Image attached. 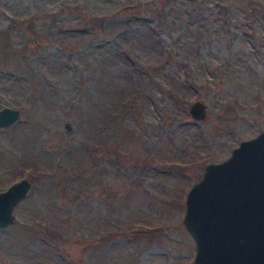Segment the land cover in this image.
<instances>
[{"label": "rangeland", "instance_id": "obj_1", "mask_svg": "<svg viewBox=\"0 0 264 264\" xmlns=\"http://www.w3.org/2000/svg\"><path fill=\"white\" fill-rule=\"evenodd\" d=\"M5 106L0 264H193L190 186L264 130V0H0Z\"/></svg>", "mask_w": 264, "mask_h": 264}, {"label": "water", "instance_id": "obj_2", "mask_svg": "<svg viewBox=\"0 0 264 264\" xmlns=\"http://www.w3.org/2000/svg\"><path fill=\"white\" fill-rule=\"evenodd\" d=\"M205 105L194 101L193 119L205 116ZM20 112L0 109V126L12 125ZM66 131L71 130L65 122ZM23 178L0 191V227L13 220V209L28 194ZM183 224L192 235L193 264H264V130L242 140L224 160L209 163L185 198Z\"/></svg>", "mask_w": 264, "mask_h": 264}, {"label": "trees", "instance_id": "obj_3", "mask_svg": "<svg viewBox=\"0 0 264 264\" xmlns=\"http://www.w3.org/2000/svg\"><path fill=\"white\" fill-rule=\"evenodd\" d=\"M121 104H122L123 107L125 106V104L123 102ZM118 116H119V114L116 115V116H115V114L113 115V117H118Z\"/></svg>", "mask_w": 264, "mask_h": 264}]
</instances>
